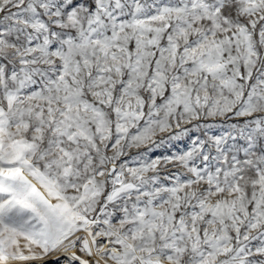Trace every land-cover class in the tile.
Instances as JSON below:
<instances>
[{"label": "snow or ice", "instance_id": "1", "mask_svg": "<svg viewBox=\"0 0 264 264\" xmlns=\"http://www.w3.org/2000/svg\"><path fill=\"white\" fill-rule=\"evenodd\" d=\"M0 264H264V0H0Z\"/></svg>", "mask_w": 264, "mask_h": 264}]
</instances>
